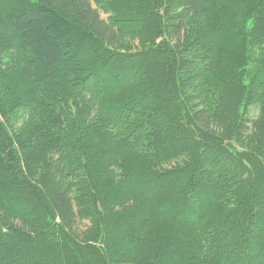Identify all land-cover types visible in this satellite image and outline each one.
I'll return each mask as SVG.
<instances>
[{"label":"trees","instance_id":"1","mask_svg":"<svg viewBox=\"0 0 264 264\" xmlns=\"http://www.w3.org/2000/svg\"><path fill=\"white\" fill-rule=\"evenodd\" d=\"M0 264H264V0H0Z\"/></svg>","mask_w":264,"mask_h":264}]
</instances>
